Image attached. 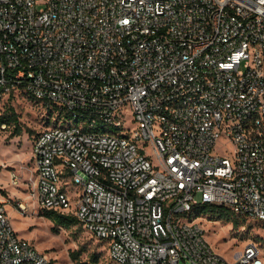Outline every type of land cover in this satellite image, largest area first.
<instances>
[{
	"label": "built area",
	"instance_id": "2783aa9c",
	"mask_svg": "<svg viewBox=\"0 0 264 264\" xmlns=\"http://www.w3.org/2000/svg\"><path fill=\"white\" fill-rule=\"evenodd\" d=\"M20 95L60 115L31 143L32 200L111 262L231 264L203 205L264 227V0H0V117ZM1 191L0 264H55Z\"/></svg>",
	"mask_w": 264,
	"mask_h": 264
},
{
	"label": "rangeland",
	"instance_id": "374dc122",
	"mask_svg": "<svg viewBox=\"0 0 264 264\" xmlns=\"http://www.w3.org/2000/svg\"><path fill=\"white\" fill-rule=\"evenodd\" d=\"M3 106V103H0ZM12 106L21 113L23 125L21 136L10 138L12 128H7L0 136V188L7 201L6 210L14 230L21 238L31 241L37 249L45 252L55 264H76L89 259L92 253L100 255L98 264H115L111 262L102 243L83 231L79 224L64 229L54 230L53 223L42 216V210L31 197L32 179L35 172L31 161V143L34 135L57 124L60 115L48 114L41 105L26 95H20L5 102L4 109ZM64 120L61 117L60 122ZM30 131H33L31 134ZM19 177L17 186L10 182V175ZM19 203L27 206L26 211L19 208ZM201 223L206 230V237L214 251L231 264H237L238 255L247 243L260 247L264 261V227L255 221L238 216L240 226L235 228L232 222L202 216ZM73 253L77 257L72 259ZM180 264H185L183 261Z\"/></svg>",
	"mask_w": 264,
	"mask_h": 264
},
{
	"label": "trees",
	"instance_id": "16d2710c",
	"mask_svg": "<svg viewBox=\"0 0 264 264\" xmlns=\"http://www.w3.org/2000/svg\"><path fill=\"white\" fill-rule=\"evenodd\" d=\"M21 113L16 111L12 106H9L4 113L1 115L0 120L5 123L7 127L12 128L10 138L21 136L23 133V125L20 121ZM33 134V131H30ZM197 216H208L210 218H216L218 220L222 219L225 223L232 222L235 228L240 226L238 216L234 215L229 209L212 206L203 205L195 210ZM42 216L49 219L53 225L54 230L58 227L64 229H70L71 227L78 224L76 217L73 215H67L62 213H57L53 211L42 210ZM72 259L76 260L77 257L73 253ZM100 260V255L97 253H92L89 259L84 262H77L76 264H98Z\"/></svg>",
	"mask_w": 264,
	"mask_h": 264
}]
</instances>
